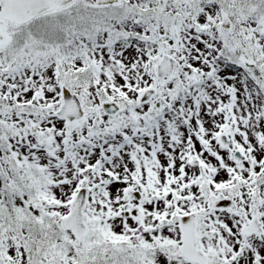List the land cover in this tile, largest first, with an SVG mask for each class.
I'll return each instance as SVG.
<instances>
[{
  "label": "snow or ice",
  "instance_id": "6c2138e0",
  "mask_svg": "<svg viewBox=\"0 0 264 264\" xmlns=\"http://www.w3.org/2000/svg\"><path fill=\"white\" fill-rule=\"evenodd\" d=\"M0 264H264V0H0Z\"/></svg>",
  "mask_w": 264,
  "mask_h": 264
}]
</instances>
